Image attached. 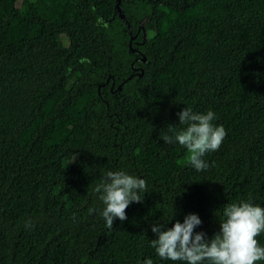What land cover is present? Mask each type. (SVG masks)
<instances>
[{"label":"trees","instance_id":"16d2710c","mask_svg":"<svg viewBox=\"0 0 264 264\" xmlns=\"http://www.w3.org/2000/svg\"><path fill=\"white\" fill-rule=\"evenodd\" d=\"M116 2L0 0V264H185L156 254L153 225L194 213L210 240L225 205L264 207V0H123L147 59L112 93L103 74L136 72ZM186 107L227 133L204 171L161 138ZM108 171L148 184L112 229Z\"/></svg>","mask_w":264,"mask_h":264},{"label":"clouds","instance_id":"9594fccd","mask_svg":"<svg viewBox=\"0 0 264 264\" xmlns=\"http://www.w3.org/2000/svg\"><path fill=\"white\" fill-rule=\"evenodd\" d=\"M179 124L185 128L177 130L169 127L171 135L161 138L165 143H179L189 153L188 163L196 171L209 167L203 157L221 146L227 133L222 125H215V113L194 112L186 107L178 114ZM100 201L105 207L100 215L108 229L113 228L115 219H127L126 209L133 203L142 201V194L148 192L145 179L122 171H108L96 186ZM220 231L210 240L204 232H195L202 224L197 214H189L183 223L177 221L164 230L163 224L152 226L156 238L151 246L164 260L183 261L185 264H257L264 261V246L257 239L264 233V207L249 200L233 202L224 206ZM30 226L26 224V227ZM144 264H153L151 258Z\"/></svg>","mask_w":264,"mask_h":264},{"label":"flooded vegetation","instance_id":"af4514ba","mask_svg":"<svg viewBox=\"0 0 264 264\" xmlns=\"http://www.w3.org/2000/svg\"><path fill=\"white\" fill-rule=\"evenodd\" d=\"M138 42V41H137ZM142 43H138L136 46H140ZM130 48H131V50H133L134 52V54H136V56L134 57V59H133V62H132V68H133V70H135L136 72H134V73H132L129 77H127L124 81H122V82H120L119 84H118V86H116V77H115V75L114 74H110V73H108V72H106L105 74H103L102 75V78H103V82L100 84V85H102V87L103 86H106V85H109L110 86V90H111V92L112 93H115L117 90H120V89H122V86H123V84L125 83V82H127L129 79H132L135 75H136V73H137V71H138V68H139V66H136V64H137V62H139L143 57H137V54H141L140 53V50H139V48H137V47H133V42H132V46H130ZM121 73L122 72H120V74H119V76L118 77H121ZM105 79V80H104ZM112 79V80H111ZM110 81H111V83H110ZM101 87V86H100ZM105 102H106V105H107V113H109L110 112V109H109V107H108V101L107 100H105ZM112 116H113V114H110V118H112ZM111 124H113V123H111Z\"/></svg>","mask_w":264,"mask_h":264},{"label":"water","instance_id":"95a60500","mask_svg":"<svg viewBox=\"0 0 264 264\" xmlns=\"http://www.w3.org/2000/svg\"><path fill=\"white\" fill-rule=\"evenodd\" d=\"M148 1L152 3L157 2V0H148ZM122 2L123 0H117L116 6H115V15L119 14V16L122 18V20L125 22L126 26L128 27L129 32H130V46H132L133 39L136 35L133 33L132 25L130 21L128 20V18L126 17L125 12L122 9ZM99 20L100 21L103 20V17H100ZM146 59H147L146 56H143L142 61H146Z\"/></svg>","mask_w":264,"mask_h":264},{"label":"rangeland","instance_id":"374dc122","mask_svg":"<svg viewBox=\"0 0 264 264\" xmlns=\"http://www.w3.org/2000/svg\"><path fill=\"white\" fill-rule=\"evenodd\" d=\"M51 259H52V256L49 255V256L44 260L43 264H49L50 261H51Z\"/></svg>","mask_w":264,"mask_h":264}]
</instances>
